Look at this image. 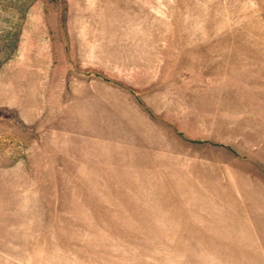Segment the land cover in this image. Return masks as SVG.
I'll use <instances>...</instances> for the list:
<instances>
[{
  "label": "rangeland",
  "instance_id": "1",
  "mask_svg": "<svg viewBox=\"0 0 264 264\" xmlns=\"http://www.w3.org/2000/svg\"><path fill=\"white\" fill-rule=\"evenodd\" d=\"M0 264H264V0H0Z\"/></svg>",
  "mask_w": 264,
  "mask_h": 264
}]
</instances>
